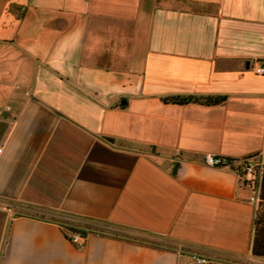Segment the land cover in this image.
<instances>
[{"label":"crops","instance_id":"0c3cea01","mask_svg":"<svg viewBox=\"0 0 264 264\" xmlns=\"http://www.w3.org/2000/svg\"><path fill=\"white\" fill-rule=\"evenodd\" d=\"M263 63L264 0H0V264L248 256L250 189L203 159L264 152Z\"/></svg>","mask_w":264,"mask_h":264},{"label":"built area","instance_id":"2783aa9c","mask_svg":"<svg viewBox=\"0 0 264 264\" xmlns=\"http://www.w3.org/2000/svg\"><path fill=\"white\" fill-rule=\"evenodd\" d=\"M252 69L256 75L264 76V63L255 64ZM1 150L2 149L0 147V153ZM246 158L248 159L241 158L231 160L234 166L242 163L238 169L231 168V165L224 163L223 158L214 156L212 154H206L204 156L203 163L208 167L225 168L237 173L240 182L250 189V202H252L254 205H257L261 178L264 171V152ZM68 238L74 245L78 247L83 246L85 243V235L78 231L69 233ZM192 260L195 262V264H208V259L204 257L192 256Z\"/></svg>","mask_w":264,"mask_h":264},{"label":"trees","instance_id":"16d2710c","mask_svg":"<svg viewBox=\"0 0 264 264\" xmlns=\"http://www.w3.org/2000/svg\"><path fill=\"white\" fill-rule=\"evenodd\" d=\"M10 10L14 13H16V11L18 12V10H20L19 7H16L14 5H12L10 7ZM223 100V98L221 97H216V98H193V97H186V98H180V97H167V98H163V101L165 102H172V103H187V102H202V103H206V104H217L219 102H221ZM252 157V156H251ZM244 159H248V158H244ZM224 163L227 165H231V168H239L241 164H237V165H233L231 159H224ZM264 225V171H263V175L261 178V185H260V192H259V197H258V203L256 206V217H255V222H254V227L258 228L260 226ZM264 236H262V240H263ZM253 244H252V248H251V252L252 255L257 257V258H264V253H258L259 251H257V248H259L258 246H260L259 249H261L262 252H264V241H262L261 239H253ZM260 240V241H259Z\"/></svg>","mask_w":264,"mask_h":264},{"label":"rangeland","instance_id":"374dc122","mask_svg":"<svg viewBox=\"0 0 264 264\" xmlns=\"http://www.w3.org/2000/svg\"><path fill=\"white\" fill-rule=\"evenodd\" d=\"M262 236H264V225L260 226L259 228L258 226L254 227L252 239L262 240ZM262 241H264V238ZM221 260H223L224 262L234 263V264H264V261H261L257 257L252 255L251 250L248 256L246 257L243 258L224 257Z\"/></svg>","mask_w":264,"mask_h":264}]
</instances>
